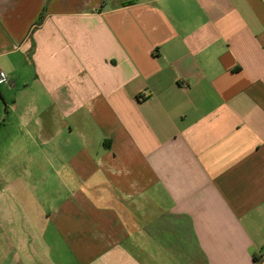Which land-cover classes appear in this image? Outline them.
Instances as JSON below:
<instances>
[{
  "label": "crops",
  "instance_id": "obj_1",
  "mask_svg": "<svg viewBox=\"0 0 264 264\" xmlns=\"http://www.w3.org/2000/svg\"><path fill=\"white\" fill-rule=\"evenodd\" d=\"M0 71V264H264V0H0Z\"/></svg>",
  "mask_w": 264,
  "mask_h": 264
},
{
  "label": "rangeland",
  "instance_id": "obj_2",
  "mask_svg": "<svg viewBox=\"0 0 264 264\" xmlns=\"http://www.w3.org/2000/svg\"><path fill=\"white\" fill-rule=\"evenodd\" d=\"M42 17H43V13H42V16L40 17V19H42ZM7 159H8V157H1L0 158L1 164H4ZM28 160L29 159L26 160V158H20L19 159V162L23 168L27 167L26 164H28ZM16 175L22 182H25L28 184L30 183V172H20L19 174H16Z\"/></svg>",
  "mask_w": 264,
  "mask_h": 264
},
{
  "label": "built area",
  "instance_id": "obj_3",
  "mask_svg": "<svg viewBox=\"0 0 264 264\" xmlns=\"http://www.w3.org/2000/svg\"><path fill=\"white\" fill-rule=\"evenodd\" d=\"M10 84V79L4 71H0V86ZM264 258V257H263Z\"/></svg>",
  "mask_w": 264,
  "mask_h": 264
}]
</instances>
